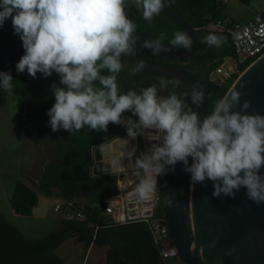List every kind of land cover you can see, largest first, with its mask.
<instances>
[{
    "label": "clouds",
    "instance_id": "clouds-1",
    "mask_svg": "<svg viewBox=\"0 0 264 264\" xmlns=\"http://www.w3.org/2000/svg\"><path fill=\"white\" fill-rule=\"evenodd\" d=\"M131 5L149 24L170 6L168 0H131ZM129 6V0H0V27L11 18L24 49L16 71L26 70L34 79L38 72L48 77L54 71L63 86L52 84L55 103L47 112L52 132L63 129L72 133L85 127L106 132L112 123L123 125L132 140L146 135L155 141L134 162L136 174L144 173L134 188L138 201L155 193L157 177L169 168L174 171L181 162L192 185L206 179L213 182L214 197L223 194L234 199L243 187L249 200L264 203V115L248 114L251 105L248 100L240 102L241 92L231 90L201 120L198 111L185 102L188 97L192 105L200 107L205 94L199 84L182 96L175 92L158 95L168 85L173 89L182 86L178 77L160 78L159 88L152 84L139 92L120 91L117 81L124 69L122 56H134L138 40L137 25L127 13ZM165 39L161 32L141 47L156 55L173 49L187 51L193 44L185 31H175L169 46L162 43ZM201 42L219 48L226 37L209 33ZM143 67V61L138 62L130 75ZM105 69L108 74L102 75ZM12 81L9 73L0 72V87L6 92L13 91ZM236 105L239 111L234 110ZM126 112L137 119L125 117ZM124 142L128 144V140ZM134 152L133 148L127 156L131 158ZM165 199L172 207L173 201ZM215 243L211 241L209 247ZM235 252L233 247L226 255Z\"/></svg>",
    "mask_w": 264,
    "mask_h": 264
},
{
    "label": "trees",
    "instance_id": "trees-1",
    "mask_svg": "<svg viewBox=\"0 0 264 264\" xmlns=\"http://www.w3.org/2000/svg\"><path fill=\"white\" fill-rule=\"evenodd\" d=\"M243 5H248L251 0H238ZM182 15L183 19L194 29L197 37V50L195 55L185 61L179 62L175 66L192 74L199 80H209V74L214 67L221 63L225 57L233 53L232 40L227 28L229 23H224L221 13L224 5L221 0H168ZM128 16L137 25L136 36L147 35L156 38L161 32L166 34L167 39L162 43L168 44L173 39V33L179 31L163 15L154 17L153 23L149 24L142 18V12L137 11L129 0ZM264 18V12L262 14ZM222 21L225 28H216V22ZM215 29H209V27ZM11 27V24L9 25ZM209 33L226 37V43L221 47H210L201 42ZM9 35L13 31L9 30ZM19 38V37H18ZM5 36V30H0V57L8 54L13 49L20 48L19 44L11 43ZM180 50H183L182 48ZM16 58L24 54V50L16 52ZM126 58V56H122ZM118 77V86L121 92L129 89L139 92L141 88H146L152 84L159 86V78L142 74L140 72L130 75L133 69L130 64L125 66ZM0 72H7L15 79L23 77V73H18L15 67L7 70L0 69ZM51 75L40 77L38 96H27L25 105L21 112L31 117L33 120H40L47 115L52 107L49 96V83ZM207 114H211L216 102L224 97L228 92L226 87H218L210 84ZM170 92L180 95L177 90L168 85ZM169 92V93H170ZM0 87V107L4 105V98L7 94ZM186 102V101H185ZM125 117L132 116L131 112L124 113ZM135 121L137 118L132 116ZM123 126V125H122ZM65 141L60 146V157L56 162H48L43 167V174L38 181V190L47 195H52V188L58 191L59 197L65 203H71V208L82 211L86 221L92 222L96 229L87 227L86 221L63 220L62 227L57 232L50 234L38 241L26 240L22 234L13 226L8 224L0 211V264H61V260L54 254V250L67 237V229L78 230L87 239L86 247L94 245L111 244L116 248V256L110 258L106 264H161L158 259L157 250L154 247L148 233L144 230V224L135 222L127 225H116L110 223L109 218L104 214L106 200L115 197L118 193L113 176H109L101 184L97 177L91 174L93 164L92 150L95 147L103 146L115 138L127 135L126 128L116 133L104 135V131H93L87 127L78 132L69 133L64 130ZM191 163V160L190 162ZM163 175L160 176V183ZM190 174L185 173L184 177V200L187 202V187ZM161 200V192H160ZM85 198L87 202L83 205L76 199ZM161 202V201H160ZM38 204L36 191L27 186L22 181H17L9 199V206L15 215L29 217ZM102 212V214H101ZM158 214L163 216V209L160 203Z\"/></svg>",
    "mask_w": 264,
    "mask_h": 264
},
{
    "label": "water",
    "instance_id": "water-1",
    "mask_svg": "<svg viewBox=\"0 0 264 264\" xmlns=\"http://www.w3.org/2000/svg\"><path fill=\"white\" fill-rule=\"evenodd\" d=\"M160 13L167 18L179 31H185L192 37L193 44L190 50L173 49L170 52H160L157 56L163 58L166 63L148 61L139 56L151 53L149 48H142L145 40H152L147 36H139L136 42V53L127 56L132 68L140 61L144 67L140 73L157 78L171 79L178 77L182 86L176 89L182 96L188 92L192 85L199 84L204 91V100L197 109L191 104V100L185 97L186 103L198 111L201 120L207 115L209 92L211 85L209 80H199L192 74L172 65L168 62H185L191 59L197 50V37L194 29L186 22L181 13L170 3ZM165 46L168 44L163 43ZM14 50L6 57L8 58ZM0 58V62L5 60ZM244 87L241 88L240 85ZM242 93L240 102L248 100L251 107L246 111L248 114L259 113L264 115V53L259 56L249 67H247L229 88ZM239 111L240 106L235 109ZM128 140V144L124 142ZM152 143L146 135L138 136L132 140L125 136L115 138L109 143L93 149V164L91 174L98 178L101 184L109 176H113L118 191L127 189L139 182L144 173L136 174L134 162L141 153L148 152ZM135 149L134 155L129 158L128 152ZM190 162V160H189ZM121 164V166H120ZM184 165L177 162L175 170L170 168L161 181V205L163 209L164 222L168 236L178 252V259L185 264H264V203L256 204L246 197V189L243 187L236 193L235 198L221 194L214 197L213 182L205 180L203 183L192 185L189 179L188 187V213L186 214L184 200ZM264 174V168L261 169ZM150 195L148 198H150ZM173 201V206L167 205L165 197ZM127 200L136 199L134 192L127 195ZM146 198L141 203L143 210L138 215L131 213L130 218L138 216L149 217L151 200ZM137 204L129 203L128 208H136ZM215 240V246L209 247L211 241ZM194 248L192 251V244ZM235 248L232 256L226 255L229 249ZM202 249V252H201ZM201 255L203 259H201Z\"/></svg>",
    "mask_w": 264,
    "mask_h": 264
},
{
    "label": "built area",
    "instance_id": "built-area-1",
    "mask_svg": "<svg viewBox=\"0 0 264 264\" xmlns=\"http://www.w3.org/2000/svg\"><path fill=\"white\" fill-rule=\"evenodd\" d=\"M230 0H221L225 5ZM216 28L223 29L225 25L222 21H217ZM232 40L233 53L229 57H225L220 64L212 69L209 74L210 84L218 87L229 88L239 75L249 67L259 56L264 53V18L262 13L255 12L249 19L244 22H230L227 28ZM93 151V150H92ZM157 191L148 199L151 200V206L147 209L151 210L149 217L130 218L131 213L140 214L143 208L142 201L137 199L127 200V195L134 192L133 186H128L125 190L118 191L115 197L106 200L104 214L109 218L110 223L116 225H127L135 222L144 224V230L148 233L154 247L157 250L159 262L161 264H185L178 259V252L173 246L164 222V217L158 214L160 207L161 183L160 176L157 177ZM136 203L137 207L129 209V203ZM64 214L63 220L86 221V217L82 211L71 208ZM61 210V205L57 204L54 211ZM87 222V227L96 229V226Z\"/></svg>",
    "mask_w": 264,
    "mask_h": 264
},
{
    "label": "rangeland",
    "instance_id": "rangeland-1",
    "mask_svg": "<svg viewBox=\"0 0 264 264\" xmlns=\"http://www.w3.org/2000/svg\"><path fill=\"white\" fill-rule=\"evenodd\" d=\"M260 3L262 0H254V4L258 7H261ZM224 16L241 22L248 16V9L236 0H232L225 7ZM21 105L20 97L10 95L6 104L0 107V195L4 196H0L1 203L6 201L5 196L13 191L20 177L26 178L23 174L20 175V172L29 169L32 163L40 158V149L43 148V155L50 152L55 157L61 153L60 146L65 141L63 129L52 132L48 124L49 116L39 121L33 120L21 112ZM188 187L185 208L189 220ZM102 250L103 248L95 246L91 254L87 253L83 264H93L94 255L100 254Z\"/></svg>",
    "mask_w": 264,
    "mask_h": 264
},
{
    "label": "crops",
    "instance_id": "crops-1",
    "mask_svg": "<svg viewBox=\"0 0 264 264\" xmlns=\"http://www.w3.org/2000/svg\"><path fill=\"white\" fill-rule=\"evenodd\" d=\"M236 1L240 3L238 0ZM229 2L224 5L220 19H222L224 23L239 22L238 20H234L232 18L224 16L225 7ZM244 6H246L248 9V16L241 22L249 19L255 12H260L262 14L264 12V0H262V3H260L261 7L255 5L254 0H251L248 5ZM209 29H215V27L210 26ZM161 90L162 89L158 90V92ZM163 91L164 96H167L169 94V90L167 88H164ZM42 151L43 148L42 150H39V152L41 153L40 158H38V160H35V163H32L29 169H24L20 172V175L23 174L24 176H26V178H23L21 176L20 180H18L24 182L27 186L36 191L38 195V204L34 208L32 215L29 217H23L15 215L12 212L9 206V199L13 191L5 196L6 201H4L3 203L0 202V211L3 214L5 221L16 228L26 240L32 242L38 241L60 230L63 224L62 222L64 214L67 213V210L69 209L68 205L71 204L65 203L64 200L59 197L58 191L55 188H52V195L50 196H47L38 190V181L43 174L44 165L48 162H56L60 157L59 153V155L53 157L50 152H48L46 155H43ZM1 197L4 196L2 195ZM76 200L81 202L83 205L87 202L85 198ZM57 204L61 205V210L58 212L54 211V207ZM66 233L68 234L67 237L54 250V254L61 260V264H83L84 260L87 257V253L89 252V254H91L95 246L101 247L103 248V250L100 254L94 255V258L92 260L93 264H106L111 257L114 258L116 256V248H114V246H112L111 244H104L100 246L91 243L87 248V239L78 230L67 229ZM70 242L71 244H68ZM83 250L85 251V253H83Z\"/></svg>",
    "mask_w": 264,
    "mask_h": 264
},
{
    "label": "flooded vegetation",
    "instance_id": "flooded-vegetation-1",
    "mask_svg": "<svg viewBox=\"0 0 264 264\" xmlns=\"http://www.w3.org/2000/svg\"><path fill=\"white\" fill-rule=\"evenodd\" d=\"M11 24V27H9V25ZM13 31V35L10 36L9 35V30ZM0 30H5V36L10 39L9 41H11V43H14L15 45L16 44H19V36L18 35H15L14 34V30H13V27H12V23H11V18L7 19L5 21V23L3 24L2 27H0ZM141 36H147V35H141ZM139 37V36H137ZM151 39H155V38H152L150 36H147ZM15 49H13L11 52H13ZM19 50H24L22 46H20V48H18V51ZM17 51V52H18ZM9 52V53H11ZM8 53V54H9ZM8 54H5L3 57H0L1 59H5V57L8 55ZM17 53H13L11 56H9L8 58H6L5 60L1 61L0 62V69L2 68L3 70H7L8 68L10 67H15L17 62L19 61L20 57L16 58ZM141 59H144V60H148V61H156V62H163V63H166V61L157 56V55H153L151 53H144V54H141L139 56ZM122 61H125V66H128L129 65V62H128V59H127V56L126 58H122ZM169 64H172V65H176L177 63L179 62H168ZM174 65V66H175ZM16 68V67H15ZM102 75H107L108 72L107 70H103L101 72ZM42 76V74H40L39 72L36 74V78L34 79L33 77H31L27 71L25 70V72H23V77H18L15 79V84H13V92L14 93H11V94H7L4 98V105L6 104V100H7V97L10 96V95H16L18 97L21 98V102H22V105L20 107V110L22 109V107L25 105L26 103V100H27V96H30V95H35V96H38L41 92L39 90V82H40V77ZM51 82L49 83V98H50V102L52 104L55 103V97H54V93H53V88H52V84L55 83L57 86H60V87H63L62 85L59 84V76L53 71L52 75H51ZM168 89V87H166ZM169 90V89H168ZM176 90V89H175ZM170 92V91H169ZM168 92V93H169ZM178 92V91H177ZM179 93V92H178ZM159 95H163L164 96V91L163 89L161 91L158 92ZM166 95V94H165ZM123 128L122 125H116V124H112V123H109L108 127H107V131L105 132L104 131V135H109L110 133H116L117 131L121 130Z\"/></svg>",
    "mask_w": 264,
    "mask_h": 264
},
{
    "label": "bare ground",
    "instance_id": "bare-ground-1",
    "mask_svg": "<svg viewBox=\"0 0 264 264\" xmlns=\"http://www.w3.org/2000/svg\"><path fill=\"white\" fill-rule=\"evenodd\" d=\"M193 248H194V243L192 244V251H193Z\"/></svg>",
    "mask_w": 264,
    "mask_h": 264
}]
</instances>
